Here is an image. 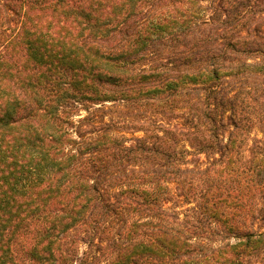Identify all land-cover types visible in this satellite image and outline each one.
Segmentation results:
<instances>
[{"label":"trees","instance_id":"1","mask_svg":"<svg viewBox=\"0 0 264 264\" xmlns=\"http://www.w3.org/2000/svg\"><path fill=\"white\" fill-rule=\"evenodd\" d=\"M0 264H264V0H0Z\"/></svg>","mask_w":264,"mask_h":264},{"label":"rangeland","instance_id":"2","mask_svg":"<svg viewBox=\"0 0 264 264\" xmlns=\"http://www.w3.org/2000/svg\"><path fill=\"white\" fill-rule=\"evenodd\" d=\"M84 114V113H83ZM258 132L256 131V130H254V132H253V134H257ZM202 159H204V158H202ZM172 206L174 207V205L172 204ZM182 205H180V207H181ZM183 208V207H182ZM81 250L83 251V250H85V247L83 246L82 248H81Z\"/></svg>","mask_w":264,"mask_h":264}]
</instances>
